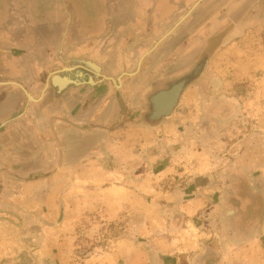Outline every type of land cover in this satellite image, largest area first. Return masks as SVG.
<instances>
[{
    "label": "crops",
    "instance_id": "obj_1",
    "mask_svg": "<svg viewBox=\"0 0 264 264\" xmlns=\"http://www.w3.org/2000/svg\"><path fill=\"white\" fill-rule=\"evenodd\" d=\"M189 1L192 0H0V263L8 247H4V243L10 245L16 237L14 234L18 236L19 233L14 220L22 218V228L33 231L42 228L45 244L42 251L64 264L66 256L70 255V242L63 228L69 222L62 219L58 225L52 213L71 209L65 201V196L72 194L67 193V181H76L72 191L80 196L83 179L88 176H84V170L88 168L97 180L107 183L117 176L128 178V172L89 167L96 163L90 152L99 146L97 142L101 136L110 135L107 131L125 120L117 101L110 95L112 86L124 89L126 83L122 77L138 74L136 70L111 77L114 69L108 63L110 54L100 53L97 38L102 34L114 37L132 32L140 35L142 31L137 28L146 26L144 34L154 37L149 42L137 40L135 43L139 45L136 50L145 52L138 66L148 52L141 65L153 51L148 58L156 60L162 51V40L180 22L167 29L162 38H157L158 30L164 28L162 12L166 10V17H170V9L175 8L176 3ZM259 1L264 3V0ZM134 3L137 10L132 11ZM127 7L130 12L125 15ZM117 17L130 24L115 32ZM251 18L252 15L239 25L241 29L245 23L253 22ZM263 19L248 27V37L242 39L241 46L245 48L249 41L264 37V29L260 27L264 25ZM141 20L146 21L142 26ZM109 40L106 42L108 53L115 49L114 39ZM120 44L126 45L118 46L120 50L130 49V41L122 39ZM94 135L99 138L92 140ZM242 141L238 143L241 145ZM186 143L187 147L172 156L165 169H161V177L194 175L204 179L218 177L219 180L213 181L206 191L189 184L177 188V195L184 191L186 198L174 203L172 224L167 222L163 226L164 222H156L155 231L149 232L153 236L150 234L143 242L100 257L108 264H258L254 261L264 253V227L262 232L258 230L257 213L264 210V139L256 133V138L244 144L246 149L236 156L231 168L224 165V169L217 171L212 169L215 165L211 158L195 152L193 146L189 148L190 143ZM131 144L124 140L125 155ZM141 144L139 141L136 145ZM186 150H189L187 155H192L190 158L184 155ZM125 155L121 156L125 158ZM227 160L224 156L218 161L226 163ZM216 184L223 186L219 190V194L224 195L223 210L229 204L238 206L244 202L247 209L258 216L252 224L239 225L251 232L239 237V243L233 242L238 227L235 215H229L228 211L220 214L223 213L220 201L207 203L206 193L214 191ZM111 185L106 187L105 197L101 192V205L108 212L118 215L131 208L140 213L147 209L144 203L131 204L128 196L137 193L129 191L128 184ZM242 186L247 191L241 193ZM86 188L95 193L92 187ZM143 191L146 193L145 189ZM78 203L83 209L82 200ZM37 217L44 220L39 222ZM162 227L171 229L170 233L163 236ZM199 244L201 248L196 254Z\"/></svg>",
    "mask_w": 264,
    "mask_h": 264
},
{
    "label": "rangeland",
    "instance_id": "obj_2",
    "mask_svg": "<svg viewBox=\"0 0 264 264\" xmlns=\"http://www.w3.org/2000/svg\"><path fill=\"white\" fill-rule=\"evenodd\" d=\"M175 5L176 9L174 7L170 9L172 12L170 17H166V10H162L161 23L164 28L158 30L160 34L157 33L155 36L162 38L167 29L180 21L177 28L162 40L163 43L160 45L162 51L158 58L156 60L148 58L155 52L153 51L141 65L142 68L138 66V61L145 52L136 50L139 45L135 43L140 40L149 42L154 37L152 34H144L147 33L146 26L145 28L142 26L144 20H141L142 27L137 28L143 35L131 32L111 36L110 40L114 39L115 49L110 53L106 47L108 36L102 34L97 38L100 53L105 56L110 54L108 63L114 69L111 77L117 78L136 70L138 74L122 77L126 83L124 89L112 86L110 95L117 101L125 120L121 125L107 131L110 135L101 136L97 142L99 146L90 152L94 155L93 161L96 163L90 164L89 167L94 165L96 167L94 170L100 168L102 171L111 170L116 173L124 171L129 175L127 179L117 178L116 175V179L107 183L97 180L95 173H91L92 169L88 168L84 170V176H88L83 179L80 196L72 191L76 187V181L74 179L67 181V193L72 194L66 195L65 201L71 209L58 211L57 214L52 213V219H55L58 225L62 219L69 222L63 228L70 242V255L66 256L64 264H108L100 257L148 239L147 236L151 234L149 232L155 231L156 222L159 224L164 222L163 226L168 224L167 222L172 224L174 203L177 199L186 198L184 191L177 195V188L189 184L198 185L205 191L209 190L213 181L219 180L218 177L204 179L190 175L188 178H169L160 175L161 169H165L171 157L183 147H187L186 142L190 143L189 148L193 146L195 152L211 158L212 165H215L212 169L217 171L218 168L224 169V165L227 166L225 168H231L236 156L246 149L244 144L256 138V133L264 139V37L249 41L245 48L240 44L242 39L248 37L246 36V31L250 30L248 27L264 18V3L259 0H192ZM251 15L253 22L245 23L241 29L240 24L247 22ZM129 24L130 21L117 17L114 20V30L116 32L117 29L128 27ZM260 27L264 29V25ZM150 31L148 28V32ZM137 37L140 39H136ZM122 39L130 41V49L118 48L120 45L126 46L120 44ZM206 52L209 54L206 71L186 90L187 93L174 116L157 127L146 126L142 116L147 110V96L151 93L150 90L159 86L165 79L172 80L190 72L201 57L207 54ZM92 138L95 140L94 138L97 139L99 136L94 135ZM125 139L132 143L127 148V155L122 146ZM241 140L243 143L240 145L238 142ZM139 141L142 144L136 145ZM183 143L186 145L183 146ZM187 151L189 150H186L184 155H187ZM122 154L126 157L123 158ZM191 156L187 155L188 158ZM224 156H227V162L219 163ZM123 159L127 162H122ZM161 160H164L163 163ZM123 182L128 184L129 191L136 190L137 194H141L128 196L131 204L144 203L147 209L140 213L131 208L116 215L101 205L100 201L103 196L105 197L106 187ZM140 186H145L143 189L146 193ZM216 186L214 191L206 193L209 198L207 203L220 201L223 211L220 214L228 211L229 215H235L238 227L237 237L235 236L236 240L233 242L239 243V237L251 233L250 229L248 231L245 226L239 225L247 224L246 222L252 224L258 216L260 220L258 230L263 231L264 210L258 211L256 216L247 209V203L244 202L238 206L229 204V207L223 210L224 195L222 192L219 194L221 186L217 184ZM86 187H92L95 193L92 194ZM245 191L247 190L242 186L240 192ZM81 200L83 209L78 203ZM180 210L178 212L185 214ZM37 219L39 222L44 220L41 217ZM218 219L221 221L220 217ZM21 220L22 218L14 220L19 226V233L18 236L14 234L16 237L10 245L4 243V247H8H5L7 251L3 250L5 257L0 264H59L58 260L49 258L42 251L45 246L41 235L42 228H35L34 231L22 228ZM37 230L39 232H36ZM161 230L165 236L171 229L162 227ZM200 248L199 244V249L195 250L196 254ZM259 256V260L254 262L264 264V253Z\"/></svg>",
    "mask_w": 264,
    "mask_h": 264
},
{
    "label": "water",
    "instance_id": "obj_3",
    "mask_svg": "<svg viewBox=\"0 0 264 264\" xmlns=\"http://www.w3.org/2000/svg\"><path fill=\"white\" fill-rule=\"evenodd\" d=\"M146 55L141 58L139 66ZM208 61L209 54L203 55L190 72L162 83L160 88L148 94L147 110L142 116L146 126L157 127L174 115L185 91L205 73Z\"/></svg>",
    "mask_w": 264,
    "mask_h": 264
},
{
    "label": "flooded vegetation",
    "instance_id": "obj_4",
    "mask_svg": "<svg viewBox=\"0 0 264 264\" xmlns=\"http://www.w3.org/2000/svg\"><path fill=\"white\" fill-rule=\"evenodd\" d=\"M130 4H132V2L130 3ZM135 5H137V4H135L134 3V5H133V9H131L132 11H134V9H136L137 10V6H136V8H135ZM131 11V12H132ZM129 12H130V10L128 11V9L125 11V15H128L129 14ZM111 36H113V35H111ZM111 36H108L107 38H109V39H111ZM166 48V47H165ZM207 54H208V52H206ZM143 65V64H142ZM141 68H142V66H141ZM167 81H169V79H165V81L164 82H167ZM164 82H162V83H164ZM161 83V84H162ZM159 85V86H155V88H152L151 90H150V92H153V91H155L156 89H158V88H160L162 85Z\"/></svg>",
    "mask_w": 264,
    "mask_h": 264
},
{
    "label": "bare ground",
    "instance_id": "obj_5",
    "mask_svg": "<svg viewBox=\"0 0 264 264\" xmlns=\"http://www.w3.org/2000/svg\"><path fill=\"white\" fill-rule=\"evenodd\" d=\"M62 84V83H61ZM66 83L63 84V86L65 85Z\"/></svg>",
    "mask_w": 264,
    "mask_h": 264
}]
</instances>
